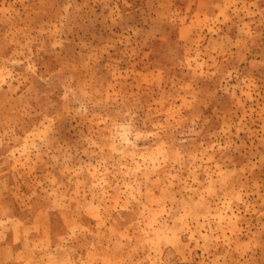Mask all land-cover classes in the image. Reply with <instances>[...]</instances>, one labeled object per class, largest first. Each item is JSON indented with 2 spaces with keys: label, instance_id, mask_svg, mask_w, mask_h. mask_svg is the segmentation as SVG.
<instances>
[{
  "label": "rangeland",
  "instance_id": "rangeland-1",
  "mask_svg": "<svg viewBox=\"0 0 264 264\" xmlns=\"http://www.w3.org/2000/svg\"><path fill=\"white\" fill-rule=\"evenodd\" d=\"M0 264H264V0H0Z\"/></svg>",
  "mask_w": 264,
  "mask_h": 264
}]
</instances>
